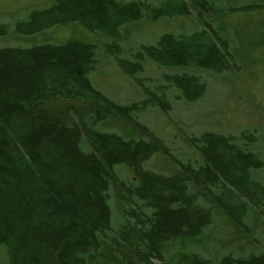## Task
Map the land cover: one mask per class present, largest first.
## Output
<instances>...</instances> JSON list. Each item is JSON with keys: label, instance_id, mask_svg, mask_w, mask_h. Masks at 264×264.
<instances>
[{"label": "trees", "instance_id": "1", "mask_svg": "<svg viewBox=\"0 0 264 264\" xmlns=\"http://www.w3.org/2000/svg\"><path fill=\"white\" fill-rule=\"evenodd\" d=\"M192 4L200 9L202 28L196 34H163L155 45L131 51L132 60L122 58L121 28L143 20L190 17L186 0L160 7L142 0H55L16 22L14 33L20 37L78 24L112 39L105 45L107 52L144 88L146 98L122 106L94 87L95 45L70 41L0 48V247L7 248L9 264H110L99 253L115 230L113 187L120 193L124 216L116 225L121 231L117 239L136 259L124 255L122 264H154V258L162 259L165 242L201 236L213 223V209L201 206L200 200L212 190L218 192L212 207L241 230L249 208L264 215V187L252 179V171L264 168L257 154L231 138L205 133L189 139L203 159L195 168L137 120L149 108L168 115L170 89L179 92L178 100H201L207 84L190 70L224 74L237 66L232 44L209 22L212 2ZM10 30L0 24V37L9 36ZM149 64L169 71L155 90L141 79ZM110 119L126 125L135 137L98 129ZM157 154L168 157L179 172L166 176L145 169ZM119 167L132 172L131 180L121 179ZM231 190L246 205L228 203ZM179 264H264V252L226 255L217 263L185 254Z\"/></svg>", "mask_w": 264, "mask_h": 264}, {"label": "rangeland", "instance_id": "2", "mask_svg": "<svg viewBox=\"0 0 264 264\" xmlns=\"http://www.w3.org/2000/svg\"><path fill=\"white\" fill-rule=\"evenodd\" d=\"M54 1L0 0V24H7L11 28L9 36L0 37V48H27L44 44H64L70 41L95 45L97 66L91 73L94 87L122 106L144 100L146 98L144 88L131 76L126 75L118 66L116 59L107 52L105 45L112 42V39L91 33L78 24L56 27L33 37H20L14 33L16 22L27 20L32 10L48 8ZM142 1L159 7L169 3L178 5L180 2V0ZM186 1L190 5L192 13L190 17L177 16L161 18L158 21L143 20L123 26L122 36L118 40L123 49L122 58L132 60L131 51H137L142 45H155L163 34H196L202 28L198 19L200 9L194 8L192 0ZM210 1L214 5V13L209 22L217 34L232 44L237 66L224 74L190 70L207 84L206 94L201 100L196 103L178 100L179 92L170 89L167 97L172 110L168 115L163 114L159 108H149L139 113L137 120L161 139L174 156L195 168L203 165V159L199 151L191 146L189 139L200 138L205 133L231 138L235 144L257 154L264 162V0ZM244 7L248 9L238 10ZM164 72L169 71L149 64L146 72L141 76V79H146L145 87L155 90L164 85L161 80ZM98 129L116 133L125 139L135 137L126 125L114 119L101 123ZM144 167L151 172L166 176L179 172L178 167L161 154L155 155L144 164ZM117 172L123 181L131 180L133 176L125 167H119ZM252 179L264 187V168L252 171ZM231 192L226 194L228 203L246 205L245 198L234 190ZM215 193L218 192L212 190L205 195V199L200 200L201 206L213 209V223L201 236L191 241L165 242L162 259L154 258L152 260L154 264H179L181 256L185 254H198L206 260L217 263L226 255L238 258L264 252V215L260 210L248 209L241 230L230 217L216 207H212L210 202ZM119 197V191L113 187L110 191V201L115 230L107 241L101 243L99 253L100 259L110 264H122L124 255L127 260L136 261L117 239L121 231H118L116 225L120 223L119 221H124L123 206ZM0 264H9L8 250L5 247H0Z\"/></svg>", "mask_w": 264, "mask_h": 264}]
</instances>
